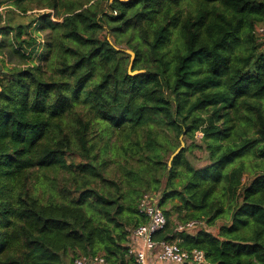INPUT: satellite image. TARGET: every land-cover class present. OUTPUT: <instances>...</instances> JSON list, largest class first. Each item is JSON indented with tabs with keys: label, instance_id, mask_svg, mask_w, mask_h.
Here are the masks:
<instances>
[{
	"label": "trees",
	"instance_id": "obj_1",
	"mask_svg": "<svg viewBox=\"0 0 264 264\" xmlns=\"http://www.w3.org/2000/svg\"><path fill=\"white\" fill-rule=\"evenodd\" d=\"M0 8V264H136L146 194L167 221L155 241L264 264V0Z\"/></svg>",
	"mask_w": 264,
	"mask_h": 264
},
{
	"label": "built area",
	"instance_id": "obj_2",
	"mask_svg": "<svg viewBox=\"0 0 264 264\" xmlns=\"http://www.w3.org/2000/svg\"><path fill=\"white\" fill-rule=\"evenodd\" d=\"M264 31V29H262ZM139 213L146 218V223L137 226L132 230L131 244L128 253L134 257L136 264H147L146 256L148 253L156 256L157 260L171 264H192L204 263L202 251L193 250L185 252L178 247L176 242L155 241L154 236L162 231L166 226V218L162 211L152 201V196L146 194L138 206ZM197 223L194 221L177 224L175 231L191 230ZM141 242V250H135L134 244ZM71 264H108L103 256H76Z\"/></svg>",
	"mask_w": 264,
	"mask_h": 264
},
{
	"label": "rangeland",
	"instance_id": "obj_3",
	"mask_svg": "<svg viewBox=\"0 0 264 264\" xmlns=\"http://www.w3.org/2000/svg\"><path fill=\"white\" fill-rule=\"evenodd\" d=\"M5 8H0V18H1V20H3L4 19V13H5V10H4ZM34 12H36V11H34ZM262 32L263 31H261L260 29H259V31L257 32L258 33V36H260L261 34H262ZM135 41H133V43H134ZM120 48H121V50L129 57V59H128V66H127V71H129V72H132L133 71V63H134V60H135V56H134V54L133 55H131V53H133L132 51H130L128 48H127V46H126V44L124 43V42H122V45L120 46ZM1 59H4V63L6 64V65H9L10 63H13L12 61H10L7 57H6V52L4 51V52H0V60ZM0 65H1V62H0ZM135 72H139V73H142L143 72V70H135ZM138 73V74H139ZM199 138H200V134H197L196 135V141L198 142V140H199ZM180 142H182L183 143V147L185 146V144H188L189 142H190V140H182V137H180ZM194 154L196 155V156H198V157H201L202 156V153L201 152H199V151H197V150H195L194 151ZM40 180L41 181H43V180H45L43 177H41L40 178ZM56 181H57V186H56V188H60L61 186H62V180L61 179H56ZM48 185H50L49 183H48ZM55 192H57V190H55ZM209 230L212 232V233H215V229H213V228H209ZM70 259L71 258H73V255L72 254H70V257H69ZM73 259H71V261H72ZM68 264H69V262H67ZM72 263V262H71Z\"/></svg>",
	"mask_w": 264,
	"mask_h": 264
},
{
	"label": "crops",
	"instance_id": "obj_4",
	"mask_svg": "<svg viewBox=\"0 0 264 264\" xmlns=\"http://www.w3.org/2000/svg\"><path fill=\"white\" fill-rule=\"evenodd\" d=\"M131 244V243H130ZM135 250L139 251L141 250V242H138L137 244H134ZM147 264H171V263H164L157 260L156 256L148 253L146 256Z\"/></svg>",
	"mask_w": 264,
	"mask_h": 264
},
{
	"label": "water",
	"instance_id": "obj_5",
	"mask_svg": "<svg viewBox=\"0 0 264 264\" xmlns=\"http://www.w3.org/2000/svg\"><path fill=\"white\" fill-rule=\"evenodd\" d=\"M113 0H110V2H112ZM118 1H121V2H127V1H129V0H118ZM131 55H133V53H131ZM0 70H1V65H0ZM128 73L130 74V75H136V74H138L139 72H129L128 71ZM183 148V143L181 142L180 143V146H179V148L170 156V158H169V161H168V165H170V163H171V161L174 159V157L181 151V149Z\"/></svg>",
	"mask_w": 264,
	"mask_h": 264
}]
</instances>
